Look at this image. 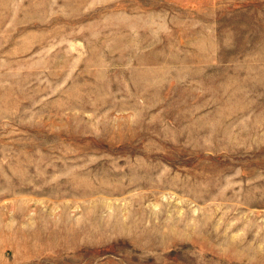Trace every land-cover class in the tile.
I'll use <instances>...</instances> for the list:
<instances>
[{"label":"rangeland","instance_id":"obj_1","mask_svg":"<svg viewBox=\"0 0 264 264\" xmlns=\"http://www.w3.org/2000/svg\"><path fill=\"white\" fill-rule=\"evenodd\" d=\"M0 264H264V0H0Z\"/></svg>","mask_w":264,"mask_h":264}]
</instances>
